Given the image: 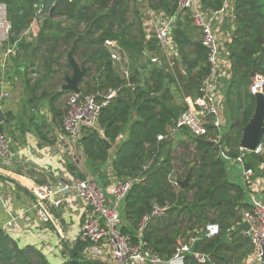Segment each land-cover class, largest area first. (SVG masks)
Returning a JSON list of instances; mask_svg holds the SVG:
<instances>
[{"label": "trees", "instance_id": "obj_1", "mask_svg": "<svg viewBox=\"0 0 264 264\" xmlns=\"http://www.w3.org/2000/svg\"><path fill=\"white\" fill-rule=\"evenodd\" d=\"M180 1L146 3L148 9L171 17L177 15ZM225 1L201 0L212 13L221 11ZM0 2L7 5L13 42L31 25H38L35 43L23 38L18 48L31 50L30 68L36 74L33 89L54 83L41 97L51 93L59 99L72 93L61 88L73 72L67 57L74 46L75 60L87 69L79 85L81 94L102 103L115 93L102 109L100 131H87L81 144L92 176L100 184L106 187L112 182L105 172L109 162L115 180L132 183L121 209L125 224L121 233L130 235L134 243L142 242L163 260L171 259L180 243L196 239L185 264H235L252 255L250 238L240 229L243 213L250 209L247 191L228 179V163L221 152L231 159L241 155L243 130L254 113L251 74L264 76V0H233V19L226 24L232 38L228 44L231 82L226 93L230 125H222V130L208 125L202 138L193 137L187 129L175 130L180 115L188 109L182 102L181 86L187 96L202 97L203 84L211 74L208 50L189 13L179 17L173 31L176 55L172 69L168 58L160 59L163 54L156 36H148L139 0ZM117 50L121 61L112 58ZM149 54H157L160 65L151 64ZM124 70L129 71L128 78ZM222 132L221 147L201 142ZM160 136L164 139L159 141ZM244 162L253 168L264 159L248 155ZM190 171L191 185L182 189L178 182ZM155 206L167 209L151 220L140 239L136 230ZM209 224L219 225L220 234L208 238L204 231ZM88 245L78 240L67 248L69 257L62 264H92L83 257ZM0 264L53 263L39 248H21L0 230Z\"/></svg>", "mask_w": 264, "mask_h": 264}, {"label": "crops", "instance_id": "obj_2", "mask_svg": "<svg viewBox=\"0 0 264 264\" xmlns=\"http://www.w3.org/2000/svg\"><path fill=\"white\" fill-rule=\"evenodd\" d=\"M229 2L223 24H218L221 32L227 30V33L226 24L232 21L229 13L233 9V0ZM139 7L150 36L153 32L152 17L146 11V0H139ZM157 15L161 17V12ZM27 42L35 43L33 40ZM9 47L10 43L0 44V108L6 118L1 128L16 153V159L13 165L0 169V230L12 237L19 247L35 246L51 263L62 264L69 257L67 248H72L79 240L89 209L75 193L63 191L61 182L81 176L93 177V174L83 148H80L81 153L74 162L73 146L61 132L66 96L55 99L50 93L41 97L43 90H50L54 83H43L33 89L36 74H32L30 68L31 50L17 47L9 55ZM172 54L175 56L176 51ZM218 78L223 104H226L223 87L228 84L229 90L231 72L224 76V69L220 68ZM195 107L202 111V102L196 103ZM225 109L226 112L229 110L227 105ZM7 115L11 116L9 121ZM110 166L111 162L105 172L109 180L114 181ZM227 175L231 182L245 187L241 165L235 162L228 164ZM248 189L256 192L264 202V170H255ZM42 192H46L44 199L39 196ZM39 198L42 209L38 207ZM58 199L62 201L59 208L53 205ZM250 256L235 264H249ZM83 257L92 264H111L112 252L107 244L88 245Z\"/></svg>", "mask_w": 264, "mask_h": 264}, {"label": "built area", "instance_id": "obj_3", "mask_svg": "<svg viewBox=\"0 0 264 264\" xmlns=\"http://www.w3.org/2000/svg\"><path fill=\"white\" fill-rule=\"evenodd\" d=\"M229 0L225 1V6L219 12L210 15L203 11L201 0H181L177 15L167 17L161 13L146 9L148 15L152 17L151 35L156 36L159 41L162 54L168 59L173 56L175 47L173 45L172 35L180 16L189 13L195 27L202 34L203 45L208 50V62L211 66V74L205 80L201 97L204 113L199 115L193 107L183 112L176 124L175 130L187 129V131L195 138H202L207 133V126L222 130L224 124L222 117L223 97L221 92V84L219 81L220 68L224 69V76L231 72L232 65L229 59L228 44L231 43V34L219 29L218 24H223V18L229 9ZM230 18L233 19V10L231 9ZM159 16L160 18H157ZM150 35V36H151ZM12 25L8 19L7 5L0 2V44L10 43L8 54L12 55L23 38L27 40L35 39L36 33L30 26L18 40H11ZM13 42V43H12ZM111 45L110 42H107ZM153 64L160 65L161 61L157 54H149ZM113 60L121 61L120 51L117 50L113 54ZM124 76L129 77V71L124 70ZM252 95L260 93L264 94V76L255 74L252 77L250 86ZM7 94L5 93L4 96ZM115 93H110L105 101L100 103L92 95H83L81 93L72 92L67 101L65 114L63 117L61 132L68 140V144L73 146L72 157L74 162L81 153V140L87 131H100L99 119L103 107L114 98ZM202 107V108H203ZM223 132L212 141L215 145L221 147ZM160 140L164 137L160 136ZM241 155L236 159H231L223 151L221 156L228 164L235 162L242 166L245 188L247 191L250 209L243 213V222H247L250 226L248 236L253 246V253L250 256L249 264H264V202L258 197L254 191H249L248 187L252 183L255 176L254 167L247 168L244 158L248 155L261 156L264 153L262 144L255 150L249 151L240 147ZM16 159V153L12 150L7 137L0 132V169L13 165ZM264 170V163L259 164L257 168ZM63 191H71L82 200L89 209L87 219L84 221L82 232L79 240L89 243V245L107 244L111 248L112 260L111 264H185V256L192 250V244L196 239H191L189 243H180L174 256L169 260H163L153 254L151 250L146 249L142 242L134 243L130 235L121 233L123 218L121 209L123 202L131 189L132 183L112 181L107 187L101 185L95 178L88 177L85 179L74 178L73 180H63L61 182ZM46 192L39 193L44 199ZM112 199V200H111ZM62 204L60 199L54 202V206L59 208ZM38 207L42 209L40 198ZM166 207L155 206L152 213L145 216L136 230V236L140 239L144 229L152 219L161 217L166 211ZM220 227L217 224H209L205 228V235L213 238L220 234ZM199 260L204 262V257L199 256Z\"/></svg>", "mask_w": 264, "mask_h": 264}, {"label": "water", "instance_id": "obj_4", "mask_svg": "<svg viewBox=\"0 0 264 264\" xmlns=\"http://www.w3.org/2000/svg\"><path fill=\"white\" fill-rule=\"evenodd\" d=\"M203 11L210 15L211 12L206 6L203 7ZM75 46L68 53L67 61L72 68V75L66 77V83L63 84L61 91H69L75 93H81L79 85L87 75V69L83 64H79L74 58ZM254 77V73L251 74ZM6 120L3 111L0 108V124ZM264 138V94L260 93L255 95V109L252 118L243 130L240 147L249 151H255L261 144ZM204 144L208 146H215L212 141L202 140ZM107 143V142H106ZM107 147L110 148L109 143ZM191 179V171L183 181H179L178 185L185 189L189 187ZM240 229L248 233L250 226L247 222H243ZM264 258V257H263Z\"/></svg>", "mask_w": 264, "mask_h": 264}, {"label": "rangeland", "instance_id": "obj_5", "mask_svg": "<svg viewBox=\"0 0 264 264\" xmlns=\"http://www.w3.org/2000/svg\"><path fill=\"white\" fill-rule=\"evenodd\" d=\"M32 26V30H33V32L34 33H36L37 32V30H38V25L35 23V24H33V25H31ZM227 31V30H226ZM32 40H34V39H32ZM176 55V54H175ZM174 57V55L172 56V57H170V65H171V67L170 68H175L174 66H175V64H174V62H171V60H172V58ZM150 59V62H151V58H149ZM160 59H161V61L163 62L164 61V59L165 60H168L167 59V57L166 56H164V55H162V57L160 56ZM131 64H132V62H130V66H131ZM151 64H153L152 62H151ZM154 65V64H153ZM229 82V81H228ZM228 82H226V84L228 83ZM227 87H228V84L227 85H225V87H223V93H224V95L227 93ZM181 89H182V92L183 93H181V98L182 97H184L183 99H182V102H185L186 104H187V106L188 107H193V108H195V110L198 112V114L199 115H202V113L204 112V107H203V109H202V111H199V110H197L196 109V107H195V104L196 103H200V101H201V97H195L194 99H193V97L192 96H187L186 94H185V89H184V87L183 86H181ZM182 94H185L184 96H182ZM69 94L68 95H66V102L68 101V99H69ZM226 97V96H225ZM223 110H222V114H223V116H224V118H225V128L226 127H229V125H230V122H229V116H228V113L226 112V109L224 110V108L226 107V104L224 103L223 104ZM228 108V107H227ZM202 112V113H201ZM261 158H263L264 159V153L260 156ZM257 166H259V164H256L255 165V170H259V167L257 168ZM260 171H261V169H260ZM101 184L103 185V186H105L104 185V182H101ZM123 218V217H122Z\"/></svg>", "mask_w": 264, "mask_h": 264}]
</instances>
